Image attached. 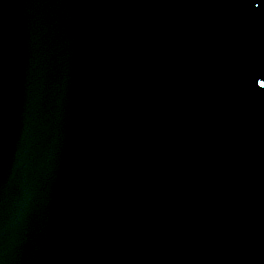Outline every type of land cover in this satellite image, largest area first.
I'll use <instances>...</instances> for the list:
<instances>
[{
  "label": "water",
  "instance_id": "obj_1",
  "mask_svg": "<svg viewBox=\"0 0 264 264\" xmlns=\"http://www.w3.org/2000/svg\"><path fill=\"white\" fill-rule=\"evenodd\" d=\"M261 78L264 0H0V264H264Z\"/></svg>",
  "mask_w": 264,
  "mask_h": 264
},
{
  "label": "snow or ice",
  "instance_id": "obj_2",
  "mask_svg": "<svg viewBox=\"0 0 264 264\" xmlns=\"http://www.w3.org/2000/svg\"><path fill=\"white\" fill-rule=\"evenodd\" d=\"M257 7H259V4H257ZM258 82H259L261 88H264V78L259 79Z\"/></svg>",
  "mask_w": 264,
  "mask_h": 264
}]
</instances>
